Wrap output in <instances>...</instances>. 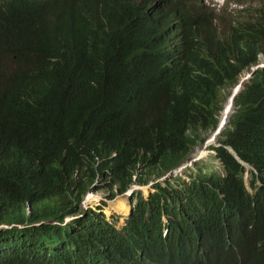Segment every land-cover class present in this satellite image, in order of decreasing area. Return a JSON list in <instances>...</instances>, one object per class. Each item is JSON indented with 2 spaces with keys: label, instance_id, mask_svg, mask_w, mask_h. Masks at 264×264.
Listing matches in <instances>:
<instances>
[{
  "label": "trees",
  "instance_id": "trees-1",
  "mask_svg": "<svg viewBox=\"0 0 264 264\" xmlns=\"http://www.w3.org/2000/svg\"><path fill=\"white\" fill-rule=\"evenodd\" d=\"M184 8L0 0V264H240L264 242V67L217 136L224 175L197 165L154 183L122 223L105 203L82 207L98 180L113 198L186 161L216 128L224 91L264 54L260 19L228 48L199 41L208 50L184 68L193 51L173 47ZM239 43L247 50L228 60ZM228 148L251 166L252 192Z\"/></svg>",
  "mask_w": 264,
  "mask_h": 264
},
{
  "label": "clouds",
  "instance_id": "clouds-1",
  "mask_svg": "<svg viewBox=\"0 0 264 264\" xmlns=\"http://www.w3.org/2000/svg\"><path fill=\"white\" fill-rule=\"evenodd\" d=\"M164 10L167 12V9H164ZM260 19L264 20V0H185V8L183 9L182 14L180 15L179 22H177L176 24V29H175L176 42L173 44V47L176 49H179L181 47L191 49L193 51V54L190 56H187L184 59L183 67L186 69L188 68L197 69L198 67L196 63H197L198 57L202 53L208 50V48H205L206 47L205 44L199 46V41L200 42L208 41L209 43L213 45L214 50H216V47L218 46H222L223 48H228L229 45L231 44L232 37H234L231 34L232 31L244 30L247 27H249L252 23L257 24V22ZM246 50L247 48L242 43H239V45L237 46L231 47L230 51L228 52L229 53L228 60L235 61L234 57L242 55ZM260 54L264 56L263 53H259L258 62L255 64H252L249 68L243 69L239 73L236 83L231 87H227V89L224 91L225 99L222 105L224 107L225 102L228 103V105H226L225 107L227 108L226 113L229 111L230 108H231L230 114L233 112L235 96L238 95L244 89L245 84L249 82V79L251 78L254 71L259 68L264 67V57L261 58ZM209 62L214 63V66L217 67V60L214 59L213 57L209 58L205 64L208 65ZM242 74H245V75L241 77ZM226 113L223 115V118L221 119L222 115L220 111L218 115L217 126L210 134H208L209 138H205V140L207 141L202 146V148L206 149L208 145L210 146L209 140H212L214 137L218 139L217 136L219 135V133L221 132V130L226 124L225 119H224L226 117ZM220 120H223V121L221 125L218 127ZM218 145H219V142L217 143V145H213L211 147H217ZM228 150L231 151L232 148H228ZM196 153H197V150L195 151L193 150L192 153L186 159V161H183L180 165L167 171L165 174L161 175L160 177L149 180L145 184H141V186L148 185L150 189L154 183H157V182L164 183L168 178L175 177L176 175H173V173L180 172L183 168L187 167L188 161L192 160V162L194 161L197 162L198 160L203 158L201 157L197 160H194V155ZM215 154L216 153H214L211 158L215 159L223 170L222 173H218L217 171L216 172L220 175H224L225 174L224 167L222 166L221 162L214 157ZM238 160L240 161L239 157H238ZM240 162L246 167V171L244 173V180L246 179L245 183L246 181H248V183H246L248 187L249 180H250L249 169L251 166L242 161ZM135 178L136 177H134V180ZM134 184H132L125 191L119 194H116L113 198H110V197L108 198L110 199V201L112 200L111 203H113L115 201V197L117 196H122V195L127 194L129 197V195H131V198H127L126 200L128 207H129L127 215L126 216L119 215L120 223H122L128 216L131 215L133 207L136 203V201L133 200V198L136 196L134 191L140 190L141 186L133 187ZM248 190L252 192V190L249 187H248ZM91 191L92 190H90L89 192ZM89 192L85 195L82 201V207L84 209L91 207V206L86 207V204L88 203L89 198L94 197V195L89 194ZM139 193L140 191L137 192V194ZM147 195L145 197L143 195L142 196L144 198H147ZM96 207H92V208H96ZM110 216H107V218H110ZM71 218L72 217H66L65 221H68ZM250 248H260V250L262 251H260L259 253H254L250 255L248 253ZM250 248L247 250L244 257H242V261L240 264H264V242L253 243V245ZM210 252H211L210 249H208L206 253L204 254L203 258L209 255ZM163 262H164L163 258L159 257L152 262H148L147 264H163Z\"/></svg>",
  "mask_w": 264,
  "mask_h": 264
},
{
  "label": "rangeland",
  "instance_id": "rangeland-1",
  "mask_svg": "<svg viewBox=\"0 0 264 264\" xmlns=\"http://www.w3.org/2000/svg\"><path fill=\"white\" fill-rule=\"evenodd\" d=\"M260 57L262 58L264 56L262 54H260ZM244 75L245 74H242L241 77H243ZM206 138H209V137L207 136ZM213 139H212L213 141L210 143V146L208 145V147H206L207 152H206V155L203 156V158H201L197 162L196 161L192 162V160L188 161L187 167L183 168L180 172L173 173V175L182 176V177H185L186 179H188V178H190L189 173H191V170H193L194 168L197 169V167H196L197 165H200L201 167H206V169L209 171H217L218 173H222L223 170H222L221 166L217 163V161L215 159L211 158L212 155L214 153H216V151L213 150L214 148L211 146L217 145V143H218V139L216 137H214ZM206 141L207 140H204L203 142H199L198 145L194 147V151L198 150L199 148H202V146L205 144ZM210 141L211 140H209V142ZM192 159H193V157H192ZM246 183H248V181H246ZM97 185L99 188L96 191L94 190V191L89 192V194L94 195V197H92L93 198L92 200L88 201V203L86 204V207L87 206H91V207L100 206L101 203L103 202V203H106V205L103 206V211H104V213H106L107 216H110L112 213H114L116 215L126 216L127 213H120V212L111 208L112 200L110 201V199H108L109 198L108 197L109 192L107 190V186H105V183L102 180L101 181L98 180ZM136 186H141V184L135 183L133 185V187H136ZM149 190L150 189H149L148 185H142L140 190H136L134 192H135V194H137V192L140 191L139 194H141L145 197ZM119 197L120 196L115 197V200L118 199ZM128 198H131V195H129ZM126 200L127 199L122 200V201H118L117 204L124 205L126 203ZM115 204H116V202H115ZM83 206H84V204H83ZM114 206H117V205H114ZM114 206H112V207H114ZM0 228H5V225L0 226Z\"/></svg>",
  "mask_w": 264,
  "mask_h": 264
},
{
  "label": "bare ground",
  "instance_id": "bare-ground-1",
  "mask_svg": "<svg viewBox=\"0 0 264 264\" xmlns=\"http://www.w3.org/2000/svg\"><path fill=\"white\" fill-rule=\"evenodd\" d=\"M226 105H228L227 102H225L224 107H223L222 110H221V115H222L221 119L223 118V115H224V114L226 113V111H227V108H225ZM230 112H231V108H230L229 111L226 113V117L224 118V119H225V123H227V121H228V117H229V115H230ZM213 140H214V139H213ZM213 140H211V141L209 142V144H210ZM213 143H214V142H213ZM206 152H207V150H206L205 148H200V149H198V150H197V153L194 155V160H197V159L203 157L204 155H206ZM127 198H128V195H127V194L120 196L118 199H116V200L112 203L111 208L114 209V210H116V211H118V212H120V213H127L128 211H125V210L122 209V206H126V207H128L127 202H126L124 205H119V204H117L118 201H122V200H125V199H127ZM92 199H93V198H89V201L92 200ZM115 202H116V204H115ZM114 205H117L118 207H117V206H114ZM112 206H114L115 208L112 207Z\"/></svg>",
  "mask_w": 264,
  "mask_h": 264
},
{
  "label": "water",
  "instance_id": "water-1",
  "mask_svg": "<svg viewBox=\"0 0 264 264\" xmlns=\"http://www.w3.org/2000/svg\"><path fill=\"white\" fill-rule=\"evenodd\" d=\"M222 121H223V120H220V122H219V124H218V127L221 125ZM230 152H231V153H232V154L238 159L237 154H236L233 150H231Z\"/></svg>",
  "mask_w": 264,
  "mask_h": 264
}]
</instances>
